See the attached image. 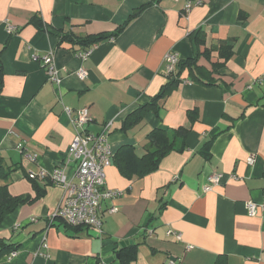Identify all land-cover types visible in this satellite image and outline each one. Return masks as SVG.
I'll list each match as a JSON object with an SVG mask.
<instances>
[{
    "label": "crops",
    "instance_id": "0c3cea01",
    "mask_svg": "<svg viewBox=\"0 0 264 264\" xmlns=\"http://www.w3.org/2000/svg\"><path fill=\"white\" fill-rule=\"evenodd\" d=\"M186 2L0 0V186L13 197L43 193L0 225V243L19 247L0 264H123L133 244L130 264H264V0H205L188 13ZM128 20L87 60L62 42L65 35H112ZM197 37L213 57L197 59V74L218 84L206 86L185 70L159 116L141 112L168 83L166 55L193 60ZM51 51L59 85L41 61ZM64 107L88 108L94 132L112 123L106 187L124 194L102 202L101 236L93 230L74 237L52 219L61 187L29 179L64 165L76 181L78 163L69 156L76 129ZM181 127L189 130L185 149L177 150L176 140L156 170L130 176L116 162L124 147L143 158L154 130ZM213 175L221 179L205 192ZM249 203L257 206L254 216Z\"/></svg>",
    "mask_w": 264,
    "mask_h": 264
},
{
    "label": "built area",
    "instance_id": "2783aa9c",
    "mask_svg": "<svg viewBox=\"0 0 264 264\" xmlns=\"http://www.w3.org/2000/svg\"><path fill=\"white\" fill-rule=\"evenodd\" d=\"M179 2L180 0H174ZM205 0H187L184 10L188 13L194 7L204 5ZM9 32L15 31V28L8 24ZM94 48L87 51L76 53L75 56L81 61L87 60ZM46 74L52 82L61 84L60 71L56 66L54 53L51 51L41 58ZM180 59L175 53H168L165 57V74L169 78L175 74L176 66ZM81 79L87 77V72L81 70L78 73ZM65 113L70 117L73 126L76 129L75 137L71 143L69 156L71 160L78 163L76 172V181L67 178L65 166L57 167L52 174L42 170L40 173H30L29 179H46L50 178L52 183L61 187L63 198L57 207L53 220L59 219L64 224L72 227H89L101 236L103 234V222L101 219V205L103 201L115 200L123 196V192L106 187L107 169L113 165L114 157L111 152L109 143V134L112 130V123H106L103 130L94 132L91 130L93 121L88 108L73 110L70 107H64ZM24 149V145H19ZM33 162L37 161L38 154L28 156ZM221 179L220 175H213L210 178V184L205 187L204 191H211L213 185H216ZM249 214L256 215L257 206L254 203L248 204ZM112 208L109 212H116ZM35 222V219L32 220ZM167 236H175L181 240V235L169 230ZM47 237L43 236V246L47 247ZM16 251L11 252L8 257L15 256Z\"/></svg>",
    "mask_w": 264,
    "mask_h": 264
},
{
    "label": "trees",
    "instance_id": "16d2710c",
    "mask_svg": "<svg viewBox=\"0 0 264 264\" xmlns=\"http://www.w3.org/2000/svg\"><path fill=\"white\" fill-rule=\"evenodd\" d=\"M34 23L39 28L40 27L43 28V25L40 20H36ZM129 23L130 20H128L124 25H122L112 35H108V36L95 35V36H84V37L65 35L62 37V42L69 43L73 46V48H76L74 51L75 54L81 51H87L88 49L95 48V46H97L98 44H100L105 40H108L109 38L118 36ZM196 39H197L196 44L198 46L197 47L198 51L195 58L193 60H187V61L180 60L176 66L175 74L169 76L168 83L161 89L159 94L151 102L141 107V112L144 113L148 111H154L159 116V113L161 111L160 102L167 99V97L170 96L171 93L177 88L179 83L182 82L180 77L185 70L191 71L190 73L192 77L196 81L206 86H212V85L215 86L218 84L216 80L204 79L197 74V71L199 69L197 68V59L201 55H204L208 60L212 61L213 57L211 56V53L208 52V50L206 49L204 40L200 37H197ZM219 49L218 50L221 53L219 57L220 58H223L224 56L227 57L225 51L221 48ZM216 65L217 64L214 65V68H216ZM219 66H223V64ZM188 133L189 130L182 127L175 131H165L162 129H156L149 136L150 148L148 149V153L143 158H139L133 151V148L124 147L119 152L118 159H116V162L121 163L120 165L123 168V171L130 176L133 174L141 175L152 172L157 169L159 161L176 148V140L178 141V139H181L182 141L181 146L177 150L183 151L185 149V145H186L185 139ZM143 166H145L144 169ZM33 181L36 182V180ZM42 195L43 193L40 191L36 195L35 199L31 198L30 196L13 197L9 193L7 185L0 186V225L2 224L6 216L11 214L13 211H15L20 204L32 203ZM56 220L64 224L61 220L59 219ZM64 225L66 226L67 231L71 233L74 237H78L85 232L88 233L90 231H93V229L89 227H83V226L72 227L66 224ZM96 233L98 234V232ZM18 249H19L18 246H12L5 242H1L0 260L3 259L5 256L9 255L11 252L17 251ZM126 249L127 251L125 252V254L123 253L121 255L122 263L130 264L131 261L136 258L137 245L133 244ZM217 263L223 264L221 261H218Z\"/></svg>",
    "mask_w": 264,
    "mask_h": 264
}]
</instances>
